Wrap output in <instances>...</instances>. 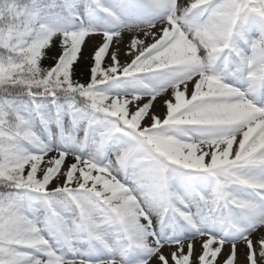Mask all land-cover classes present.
Returning <instances> with one entry per match:
<instances>
[{
    "label": "snow or ice",
    "instance_id": "snow-or-ice-1",
    "mask_svg": "<svg viewBox=\"0 0 264 264\" xmlns=\"http://www.w3.org/2000/svg\"><path fill=\"white\" fill-rule=\"evenodd\" d=\"M0 264H264V0H0Z\"/></svg>",
    "mask_w": 264,
    "mask_h": 264
},
{
    "label": "bare ground",
    "instance_id": "bare-ground-1",
    "mask_svg": "<svg viewBox=\"0 0 264 264\" xmlns=\"http://www.w3.org/2000/svg\"><path fill=\"white\" fill-rule=\"evenodd\" d=\"M157 110L158 111H162V109L160 108L159 104H157Z\"/></svg>",
    "mask_w": 264,
    "mask_h": 264
}]
</instances>
